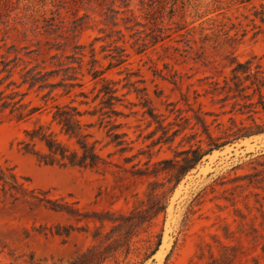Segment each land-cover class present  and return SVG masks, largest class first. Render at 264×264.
Here are the masks:
<instances>
[{"label": "rangeland", "instance_id": "374dc122", "mask_svg": "<svg viewBox=\"0 0 264 264\" xmlns=\"http://www.w3.org/2000/svg\"><path fill=\"white\" fill-rule=\"evenodd\" d=\"M248 61L249 73L264 70V0H0V93L19 92L16 99L27 110L37 108L22 120L0 109V164L14 167L30 189L50 190V198H64L82 212L145 209L150 183L168 176L140 173L199 140L206 146L197 115L215 137L232 127L231 118L252 124L224 89L237 81V63ZM38 72L48 74L46 83H59L51 95L43 82H25ZM252 80L239 74L243 86ZM107 82L118 90L122 115L112 121L125 135L121 151L111 142L110 126L93 128L110 162L105 169L49 166L20 150L26 129L43 124L59 132L57 104L97 107ZM255 111L262 123V108ZM59 224L86 221L0 194V264L69 263L95 243L100 227L89 222L88 231L65 238L51 233ZM159 234L162 245L145 259ZM118 256L119 264H264V133L204 157L177 186L166 213L132 238L131 253L125 246Z\"/></svg>", "mask_w": 264, "mask_h": 264}, {"label": "trees", "instance_id": "16d2710c", "mask_svg": "<svg viewBox=\"0 0 264 264\" xmlns=\"http://www.w3.org/2000/svg\"><path fill=\"white\" fill-rule=\"evenodd\" d=\"M122 62L121 59H119ZM251 61L245 63H237L233 69L234 86H225L228 94L234 93L233 97H237L235 106H241L239 111L241 114H248V120L252 121L251 125H245L241 122L237 125L236 121L231 118L232 127L223 132L222 136L215 137L209 131L205 120L197 115V123L201 124L202 134L206 135V146L203 140H199L197 144L191 145L183 150L176 151L172 158L161 160L154 164L152 171H143L140 174L167 173L166 182L155 181L150 183L149 201L145 209H134L129 214L117 213L115 211H92L82 212L74 204L65 201L64 198L53 199L49 197L50 190L30 189L25 183L19 181V177L12 166H4L0 164V194L4 199H10L12 202L20 200L37 203L45 208L61 212L78 222L86 221L82 226L74 225H56L51 228V233L64 236L65 238L75 230H89V222L100 223V227L96 228L93 234L95 243L86 251L79 254L75 259L66 264H105L109 260L115 259L119 264L118 255L122 253V248L126 246L127 255L131 253V240L138 235L141 229L151 224L160 214L166 213L168 200L174 193L181 181L195 169L210 153L214 150L222 149L226 145L233 143L239 139H245L253 135L264 133V121L258 123L254 117L258 112L257 107H261L264 112V70L258 69L254 73H249ZM257 68H260L259 66ZM75 69V68H73ZM98 71L93 73L94 77L98 76ZM245 74V79L253 78L250 85L243 86L238 81L239 74ZM76 75H69V80H74ZM48 74H31L26 77L25 82H30L31 86L37 82H43L41 87L50 86L52 90L47 94L51 95L53 89L59 86V83H46ZM65 86V85H63ZM71 87L75 84L70 83ZM254 93L247 94L246 90L253 88ZM117 89L112 86L111 82H107L100 90V104L91 110H82L80 105H88L87 101H81L79 105L75 104V100L69 103L57 104L53 113V122L59 128V132L52 131L48 126L43 124L36 125L24 131L25 137L19 141L20 150L24 154L32 155L39 163L58 166V167H79L86 169H105L110 162L98 150V141L94 140L93 128L99 125L110 126L108 130L112 143L120 146L121 151L124 149V133L117 131L119 124L112 121L114 117L122 115L117 109V105L121 104V99L116 95ZM258 95L257 102H253V97ZM20 95L19 92L11 94L0 93V109L10 108V113L15 114L18 120H22L34 113L37 108L27 110V105L22 103L21 99H16ZM81 95L85 96L84 92ZM229 95H227L228 97ZM244 100L243 104L239 100ZM151 117H155L154 110L151 107L147 109ZM86 116L95 117L96 122H86ZM179 130L173 133L171 137H175ZM171 137H168L167 140ZM191 136L190 139H193ZM158 188L161 191L157 192ZM109 223L110 229L103 233V228ZM55 228V231H53ZM163 234H159L155 245L149 246L145 253V259L152 258L162 245ZM41 264V263H35ZM62 264V263H59Z\"/></svg>", "mask_w": 264, "mask_h": 264}]
</instances>
